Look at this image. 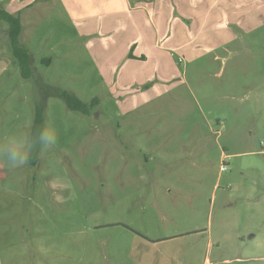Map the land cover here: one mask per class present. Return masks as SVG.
Wrapping results in <instances>:
<instances>
[{
	"label": "rangeland",
	"instance_id": "374dc122",
	"mask_svg": "<svg viewBox=\"0 0 264 264\" xmlns=\"http://www.w3.org/2000/svg\"><path fill=\"white\" fill-rule=\"evenodd\" d=\"M156 2L124 88L57 6L21 38L33 75L0 65V143L31 142L41 86L97 100L48 97L56 143L35 166L0 160V264H264V0Z\"/></svg>",
	"mask_w": 264,
	"mask_h": 264
},
{
	"label": "crops",
	"instance_id": "0c3cea01",
	"mask_svg": "<svg viewBox=\"0 0 264 264\" xmlns=\"http://www.w3.org/2000/svg\"><path fill=\"white\" fill-rule=\"evenodd\" d=\"M157 0H0V6L5 10L20 14L22 24V34L25 27L32 26L38 14L42 15V11H51L54 7H59L64 15L72 24L77 36L84 40L89 57L95 60L94 66L100 68L102 72L110 76L119 75L117 84L120 88L128 86L133 82L125 79L120 81L121 72H130L132 65L134 68L140 67L142 62L150 58L148 51L142 50L143 46L148 47L149 33L148 27L150 21L155 22L154 17L149 18V7L155 5ZM176 3L162 2L156 7L159 11L168 8L172 9V5ZM161 25H169L168 21L161 19L162 14L158 13ZM151 19V20H150ZM158 22V23H159ZM10 26L5 21H0V65H4L6 59L15 61L13 50L9 39ZM156 32L159 29L156 27ZM169 37H177L175 33L168 35ZM160 35H157L155 48L164 51L166 54L171 51L172 57H175L172 47L161 45L158 43ZM177 39V38H176ZM22 42V41H21ZM92 51L93 55L90 53ZM106 50V51H103ZM95 54V55H94ZM158 58H164L158 55ZM180 59H183L180 56ZM164 63V62H163ZM163 63L158 64V69L163 67ZM162 64V66H160ZM167 68V63H164ZM7 67H2L0 75L5 74ZM120 72V74H119ZM151 79L154 76L151 75ZM149 82H153V81ZM158 80L163 83L171 82V77L161 76ZM112 84L116 80L111 81ZM108 83V82H107ZM161 87V91L156 89ZM145 94L157 95L161 94L166 86H150Z\"/></svg>",
	"mask_w": 264,
	"mask_h": 264
},
{
	"label": "trees",
	"instance_id": "16d2710c",
	"mask_svg": "<svg viewBox=\"0 0 264 264\" xmlns=\"http://www.w3.org/2000/svg\"><path fill=\"white\" fill-rule=\"evenodd\" d=\"M0 21H5L9 24V39L15 61L21 68L22 75L24 78H30L33 73L31 71L34 58L29 52V49L21 42L22 34V24L20 14H13L0 6ZM50 63V61H49ZM39 82V81H38ZM41 82V80H40ZM44 85V81H42ZM44 93V99L37 105L36 116L34 125L32 128L31 141L37 136L43 129H45V109L47 106V98L51 96H56L62 98L68 108L72 111L89 115L90 108H92L97 100L94 99L90 103H85L80 100L75 94L69 91H62L60 89L51 88L48 86H41ZM47 88V89H46ZM51 88V91H49ZM41 148L39 146L32 147L29 155V162L31 165L35 166L38 163L39 156L41 154Z\"/></svg>",
	"mask_w": 264,
	"mask_h": 264
},
{
	"label": "clouds",
	"instance_id": "9594fccd",
	"mask_svg": "<svg viewBox=\"0 0 264 264\" xmlns=\"http://www.w3.org/2000/svg\"><path fill=\"white\" fill-rule=\"evenodd\" d=\"M57 141L54 129L45 128L35 136L29 144L11 139L0 143V160H3L10 169L25 165L29 160L32 147L39 146L42 150L53 146Z\"/></svg>",
	"mask_w": 264,
	"mask_h": 264
},
{
	"label": "built area",
	"instance_id": "2783aa9c",
	"mask_svg": "<svg viewBox=\"0 0 264 264\" xmlns=\"http://www.w3.org/2000/svg\"><path fill=\"white\" fill-rule=\"evenodd\" d=\"M181 61H182V60H181ZM222 170H223V171H226V170H227V168H226V167H223V168H222Z\"/></svg>",
	"mask_w": 264,
	"mask_h": 264
}]
</instances>
